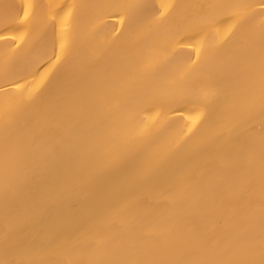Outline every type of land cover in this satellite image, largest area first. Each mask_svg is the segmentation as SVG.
<instances>
[{"label":"snow or ice","instance_id":"6c2138e0","mask_svg":"<svg viewBox=\"0 0 264 264\" xmlns=\"http://www.w3.org/2000/svg\"><path fill=\"white\" fill-rule=\"evenodd\" d=\"M13 7L3 5L5 20ZM37 7L25 2L15 19L30 25ZM82 7L118 10L125 40L73 103L41 108L8 81L24 36L0 60L13 85L0 87V264H264V0ZM145 22L156 41L181 45V32L228 27L196 60L173 65L163 45L146 42ZM148 99L160 109L151 120L137 115ZM184 100L197 115L175 139L164 102ZM162 180L164 210L142 195ZM70 197L82 201L74 214L63 211Z\"/></svg>","mask_w":264,"mask_h":264},{"label":"bare ground","instance_id":"6f19581e","mask_svg":"<svg viewBox=\"0 0 264 264\" xmlns=\"http://www.w3.org/2000/svg\"><path fill=\"white\" fill-rule=\"evenodd\" d=\"M34 3L38 7L32 23L21 24L16 20L17 14L23 16L22 5ZM128 0H0V35L16 36L17 40L5 42L0 40V60L8 51L9 46L14 47L21 36H24L19 54L12 74L8 81H18L22 85L25 95L36 94V103L41 108L60 107L73 103L74 91L87 89L91 83L102 76L104 71L111 67L113 62L122 55V45L125 40L120 35L119 12L116 9L106 10L105 14L97 10L82 7L92 3H124ZM157 10L160 5L174 3L177 5L189 3L190 0H150ZM259 3V0H250ZM12 5L8 10L9 18L4 19L3 5ZM54 5L49 9L47 5ZM76 6L73 9V6ZM62 8V10H61ZM59 15L53 19L52 12ZM71 16H67L69 12ZM182 9H176L169 20L176 19ZM100 17H103L101 21ZM230 23V22H229ZM228 25L222 28H205L181 32L178 37L184 43L176 44L164 40L156 41V29L145 22L148 31L147 43L163 45L166 54L171 58L173 65L190 63L197 58V48H212L224 38ZM7 29V31L5 30ZM27 33V35H25ZM65 48L62 49L61 45ZM61 56V62H56V56ZM0 75V87L12 88L13 85ZM151 99L142 101L138 106L137 115L141 119L151 120L160 111ZM196 105L190 101H166L163 119L167 124L168 136L181 139L191 127V118L197 115L194 111ZM210 122L205 120L199 125V131L193 140L199 139L209 131ZM65 132V127H61ZM193 141L189 142V145ZM187 147V146H185ZM169 186L162 180L159 188L142 195L146 196L145 203L156 206L160 210L167 206L164 204L162 193ZM82 207V201L76 197L65 200L63 211L74 214ZM195 222V218H192ZM3 229L2 216H0V230Z\"/></svg>","mask_w":264,"mask_h":264}]
</instances>
